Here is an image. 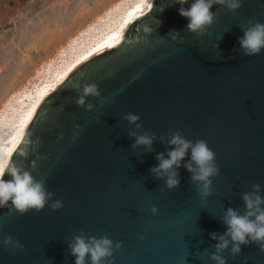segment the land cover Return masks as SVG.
<instances>
[{"label":"water","instance_id":"95a60500","mask_svg":"<svg viewBox=\"0 0 264 264\" xmlns=\"http://www.w3.org/2000/svg\"><path fill=\"white\" fill-rule=\"evenodd\" d=\"M145 6L115 41L49 91L26 124L8 160L44 180L64 206L23 216L0 208V236L24 246L13 253L0 245V264H75L68 244L82 231L122 242L109 264H214L210 233L227 231L226 210L243 214L241 194L254 183L264 197V50L247 57L238 43L243 28L264 23V0H243L235 13L213 5L216 21L202 37L187 30L175 0H148ZM171 31L180 33L179 40L171 39ZM90 83L101 95L87 98L95 106L87 111L76 100ZM127 113L140 117L139 134L156 137L152 151L133 149L129 133L136 129L123 118ZM173 131L206 141L215 153L219 175L207 200L183 167L190 149L176 169L180 184L174 190L149 171L159 164L157 154L168 158ZM25 148L31 149L22 155ZM3 178L12 179L7 173ZM223 255L226 264H264L254 243L242 245L238 256L230 250Z\"/></svg>","mask_w":264,"mask_h":264},{"label":"clouds","instance_id":"9594fccd","mask_svg":"<svg viewBox=\"0 0 264 264\" xmlns=\"http://www.w3.org/2000/svg\"><path fill=\"white\" fill-rule=\"evenodd\" d=\"M175 3L181 5L179 15L189 21L187 30L202 37L205 34L210 35L207 30L216 21L217 13L210 11L213 5H219L235 13L242 7L243 0H193L188 8L183 7L187 0H175ZM242 31L244 35L238 41L242 54L247 57L261 54L264 50V23L257 21L243 28ZM168 35L173 41L180 38V33L176 31H171ZM214 47L219 52V45L215 44ZM100 95L97 84H86L76 104L78 107L86 108L87 111H92L95 106L92 103H86L87 98H99ZM123 118L136 129L129 133L135 138L133 149L144 146L148 151H152V144L156 137L148 132L139 134L142 129L139 123L140 117L127 113ZM161 142H165L163 137H161ZM166 143L171 146V150L167 152L168 158H165L164 153L157 154L156 159L159 164L149 171L156 179H165V187L168 190H174L180 184L179 173L176 169L181 167V161L190 149L191 161L185 163L183 167L192 173L191 181L198 195L202 200H207L213 195L212 178L219 175L215 153L206 141L192 142L186 139L180 131L171 132ZM30 149L25 148L22 155L28 154ZM6 173L12 177L11 180L6 181L3 178ZM251 187V192L241 194L245 206L244 213L241 214L238 210L228 208L222 216V222L226 225L227 231L224 234L210 233L216 244L208 258L214 264H226V258L223 255L226 251L230 250V254L235 257L241 254L242 245L250 243L256 244L260 251L264 252V197L260 195L261 186L259 184L254 183ZM54 196V193L47 191L44 180H35L29 171L0 156V208H6L10 215L19 214L21 216L31 210L39 213L46 206L52 211L61 210L64 206L63 202L54 199ZM150 212L152 215H158L159 209L150 206ZM0 245L13 253L23 251L24 248L11 235L0 236ZM122 247V242L113 243L107 236L99 239L88 237L83 231L75 235L68 244L70 254L75 257V264H87L86 258L90 260V264H109L110 258Z\"/></svg>","mask_w":264,"mask_h":264},{"label":"rangeland","instance_id":"374dc122","mask_svg":"<svg viewBox=\"0 0 264 264\" xmlns=\"http://www.w3.org/2000/svg\"><path fill=\"white\" fill-rule=\"evenodd\" d=\"M145 1L0 0V156L19 138L42 90Z\"/></svg>","mask_w":264,"mask_h":264},{"label":"bare ground","instance_id":"6f19581e","mask_svg":"<svg viewBox=\"0 0 264 264\" xmlns=\"http://www.w3.org/2000/svg\"><path fill=\"white\" fill-rule=\"evenodd\" d=\"M148 2V0L145 1L144 3V7L142 5H135L132 9H130L127 14L124 16L123 20H122V25L119 28V30H117L114 34L108 33L105 37L103 38H98L95 41V44H93L94 48H90L88 50H86L84 53H82L80 55V58H78L76 60V62L74 64H72V66L67 69L64 73V75L59 79V81H57V83H55L54 86H52L51 89L49 90H42L40 97L38 98V100L36 102H34V107L32 108V110L30 111L27 120L25 122V125L23 126V129L21 131V134L19 136V138L17 140H15V143L12 145L11 149L9 150V152L7 153L6 159H8L12 149L15 147V145L17 144L18 140L20 139L26 124L28 123V121L30 120L31 116L33 115L34 111L36 110L37 106L39 105V103L41 102V100L43 99V97L49 92V91H53L55 86L73 69L75 68L77 65H79L81 62H83L84 60H86L87 58H89L90 56H92L93 54H95L96 52H98L99 50L103 49L104 47L108 46L109 44H111L113 41H115L119 35L122 33V31L124 30V28L127 26V24L129 23V21L132 19V17L139 12L140 14H143L144 12H146L148 10V7H146V3ZM100 39V40H99ZM83 55V56H82ZM3 144L0 145V153H1V148H2Z\"/></svg>","mask_w":264,"mask_h":264}]
</instances>
